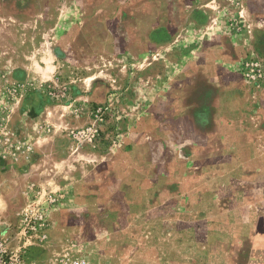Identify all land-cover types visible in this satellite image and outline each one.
<instances>
[{
  "label": "rangeland",
  "instance_id": "obj_1",
  "mask_svg": "<svg viewBox=\"0 0 264 264\" xmlns=\"http://www.w3.org/2000/svg\"><path fill=\"white\" fill-rule=\"evenodd\" d=\"M0 233L29 264H264V0H0Z\"/></svg>",
  "mask_w": 264,
  "mask_h": 264
},
{
  "label": "built area",
  "instance_id": "obj_2",
  "mask_svg": "<svg viewBox=\"0 0 264 264\" xmlns=\"http://www.w3.org/2000/svg\"><path fill=\"white\" fill-rule=\"evenodd\" d=\"M0 264H29L21 246L13 247L10 237L2 233H0Z\"/></svg>",
  "mask_w": 264,
  "mask_h": 264
}]
</instances>
